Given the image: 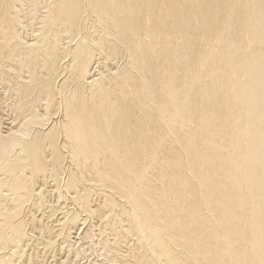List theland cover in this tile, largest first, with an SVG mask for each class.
<instances>
[{
    "label": "bare ground",
    "instance_id": "bare-ground-1",
    "mask_svg": "<svg viewBox=\"0 0 264 264\" xmlns=\"http://www.w3.org/2000/svg\"><path fill=\"white\" fill-rule=\"evenodd\" d=\"M0 264H264V0H0Z\"/></svg>",
    "mask_w": 264,
    "mask_h": 264
}]
</instances>
